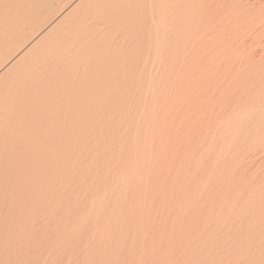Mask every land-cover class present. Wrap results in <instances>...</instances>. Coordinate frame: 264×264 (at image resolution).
Instances as JSON below:
<instances>
[{"label": "bare ground", "instance_id": "6f19581e", "mask_svg": "<svg viewBox=\"0 0 264 264\" xmlns=\"http://www.w3.org/2000/svg\"><path fill=\"white\" fill-rule=\"evenodd\" d=\"M0 264H264V0H0Z\"/></svg>", "mask_w": 264, "mask_h": 264}, {"label": "rangeland", "instance_id": "374dc122", "mask_svg": "<svg viewBox=\"0 0 264 264\" xmlns=\"http://www.w3.org/2000/svg\"><path fill=\"white\" fill-rule=\"evenodd\" d=\"M55 106H56V108H54ZM55 106H52V108L54 109V111H56V113H57L58 110H61V109L63 110V107H64V106H62V105H60V106H59V105H55ZM59 107H60V109L57 110V108H59ZM52 108H50V110H49V112H48V114H49L48 118H46L47 116L44 118V120H49V119H50V122H49V121H45V122H47V124H48V123H52V122H56V120L59 122V119L61 120L60 116L58 115L59 113L55 114ZM55 109H56V110H55ZM52 114H53V115H52ZM54 114H55V115H54ZM55 116H56V118H54ZM57 116H58V117H57ZM44 120H43V121H44ZM62 120H63V118H62ZM62 120H61V121H62ZM33 182H34V181H33ZM28 185H29V183H28ZM33 185H37V183H33ZM17 186H18V185H17ZM29 186H30V185H29ZM19 187H20V186H19ZM17 188H18V187H17ZM35 189H37V188H35Z\"/></svg>", "mask_w": 264, "mask_h": 264}]
</instances>
